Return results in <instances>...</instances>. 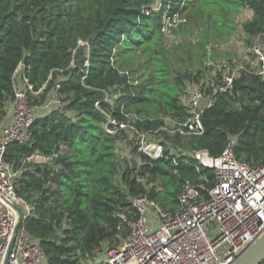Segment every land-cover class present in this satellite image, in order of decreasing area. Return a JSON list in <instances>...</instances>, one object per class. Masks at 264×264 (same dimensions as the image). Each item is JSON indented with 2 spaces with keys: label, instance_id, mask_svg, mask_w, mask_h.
Returning a JSON list of instances; mask_svg holds the SVG:
<instances>
[{
  "label": "trees",
  "instance_id": "obj_1",
  "mask_svg": "<svg viewBox=\"0 0 264 264\" xmlns=\"http://www.w3.org/2000/svg\"><path fill=\"white\" fill-rule=\"evenodd\" d=\"M245 10L252 11L243 23L245 36L264 34V0H0V121L21 63L35 90L45 87L40 98L60 84L67 101L65 111L34 122L31 143H11L6 153L21 169L17 193L34 207L25 226L48 264H83L87 253L94 256L106 242L126 237L121 214L136 215L135 197L147 195L174 211L186 181L207 192L215 171L195 159L196 151L219 156L233 139L238 158L264 165V76L243 71L232 89L214 93L223 70L218 78L206 66L176 73L169 54L181 47L163 32L166 16L187 15L204 25L205 37L230 38L237 27L230 14ZM198 51L204 63L215 60L205 44ZM188 80L192 86L203 80L213 97L201 135L167 125V117H189L181 98ZM110 119L154 132L164 156L152 159L135 148L122 157V144L132 146L136 138ZM37 152L51 160L24 162ZM146 173L152 186L138 180Z\"/></svg>",
  "mask_w": 264,
  "mask_h": 264
},
{
  "label": "built area",
  "instance_id": "obj_2",
  "mask_svg": "<svg viewBox=\"0 0 264 264\" xmlns=\"http://www.w3.org/2000/svg\"><path fill=\"white\" fill-rule=\"evenodd\" d=\"M175 18L165 17L163 32H171ZM260 35L264 34H257L261 45L254 47L255 60L226 67L220 77L212 72L222 79L213 83L212 92L232 89L235 78L243 71L264 76V37ZM24 68L21 63L13 76L14 112L3 115L0 121V264H48L40 242L25 226L34 207L17 193L21 169L7 160L6 153L11 143H31L34 122L56 110L65 111L67 101L60 93V84L46 99L40 98L45 87L36 91ZM212 102L213 97L201 80L182 97L188 119L177 122L167 117V125L171 121L175 130L184 135L203 134L202 117ZM109 121L136 138L127 150L136 148L139 155L152 159L164 156L161 139L149 140L154 132L139 130L130 121ZM234 146V140H229L224 151L215 157L207 150L194 153L199 163L214 169L215 182L204 192V186L186 181L176 210L165 211L147 195L135 197L136 215L129 218L121 214L127 236L109 246L105 243L94 256L87 253L83 264H231L264 231V165H251L238 158ZM50 160V156L39 152L24 158L25 163ZM151 177L146 173L138 180L152 186L148 182ZM18 208L23 212L22 222Z\"/></svg>",
  "mask_w": 264,
  "mask_h": 264
},
{
  "label": "rangeland",
  "instance_id": "obj_3",
  "mask_svg": "<svg viewBox=\"0 0 264 264\" xmlns=\"http://www.w3.org/2000/svg\"><path fill=\"white\" fill-rule=\"evenodd\" d=\"M246 9V8H245ZM245 13H235L230 14V19L233 20V22L236 23L237 27L235 29L236 34L233 35L230 38H223L221 40H215L211 39V37H205V28L203 24H197L195 25L193 22H190V17L185 16H178L175 18L176 23L174 22V28L170 27L169 30L171 31L168 33V43L175 45L177 48L181 47V50L178 49L176 53L169 54V57L173 59L174 65L176 68H178L177 72L182 71H196L197 69H203L205 66L208 68L213 69V71H216L219 73V71L226 69V67L234 68L241 64H247L250 63V61H253L256 59V54L254 52V47L258 48L261 43L257 39V35L255 34L251 39H248L247 36H245V31L243 28V23L249 19L252 16V11L245 10ZM237 12V11H236ZM167 13V12H166ZM232 20L230 22L232 23ZM169 24V23H168ZM177 29V30H176ZM261 34V33H259ZM210 36V35H209ZM263 36L264 35H260ZM206 45L208 48V51L211 52L212 58L215 60L205 62L202 61L200 53L198 51L199 47L202 45ZM192 53L191 54V50ZM257 55H259L257 53ZM221 73V72H220ZM191 80H188L186 84L188 83V92L196 85L192 86V82H189ZM208 87V86H206ZM186 94V92L182 95V97ZM181 97V98H182ZM13 99H9L6 102V105L4 107V116L7 115L10 111L13 113ZM108 131H112L111 129H108ZM105 127V128H106ZM171 127V126H169ZM174 129H169L170 133H172ZM162 138H155L151 136L149 138L150 141L159 140ZM169 140V139H168ZM169 141L167 142V144ZM124 148H122L121 156L122 157H130V150H127L126 144H122ZM171 145V144H170ZM121 146V147H123ZM121 147L119 151H121ZM177 149L180 150V146L177 147ZM174 145H172V150H177ZM143 163L138 164L137 167L139 169L142 168ZM121 178V174L119 173L116 179ZM110 243L113 242H106V244L109 246Z\"/></svg>",
  "mask_w": 264,
  "mask_h": 264
},
{
  "label": "water",
  "instance_id": "obj_4",
  "mask_svg": "<svg viewBox=\"0 0 264 264\" xmlns=\"http://www.w3.org/2000/svg\"><path fill=\"white\" fill-rule=\"evenodd\" d=\"M134 168H137V161L132 159ZM22 222L23 212L18 208ZM59 239V235L55 236V240ZM264 261V231L231 263V264H261Z\"/></svg>",
  "mask_w": 264,
  "mask_h": 264
}]
</instances>
